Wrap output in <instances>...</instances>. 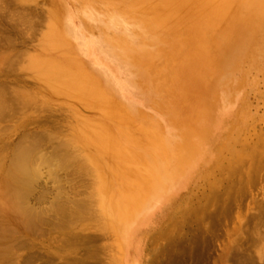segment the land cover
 <instances>
[{
    "label": "bare ground",
    "instance_id": "obj_1",
    "mask_svg": "<svg viewBox=\"0 0 264 264\" xmlns=\"http://www.w3.org/2000/svg\"><path fill=\"white\" fill-rule=\"evenodd\" d=\"M98 1L44 0L40 13L39 0H0L13 28L3 35V25L0 41L35 39L20 43L17 62L0 45V71L44 85L2 73L0 118L33 108L55 126L0 142V264H33L25 250L40 231L48 261L163 264L156 249L181 226L196 263L211 257L199 232L216 237L225 221L223 264L264 258V114L257 123L249 114L255 82L264 88V0ZM59 95L108 116L91 119L77 104L57 115ZM111 123L137 128L125 144ZM244 188L262 194L239 238Z\"/></svg>",
    "mask_w": 264,
    "mask_h": 264
},
{
    "label": "rangeland",
    "instance_id": "obj_2",
    "mask_svg": "<svg viewBox=\"0 0 264 264\" xmlns=\"http://www.w3.org/2000/svg\"><path fill=\"white\" fill-rule=\"evenodd\" d=\"M69 7H71L72 9H74L75 7V2L76 0H65ZM98 2H110V0H99ZM39 7L38 8V12L43 13V9L47 6V4L44 2V0H39L38 2ZM11 21L9 18H4L1 14H0V32L1 29L3 28V25H6V30L2 31V34L4 35L5 33H12L13 28L11 27ZM14 40L12 41V43L8 44L6 43L3 39H1L0 41V45H2V48L4 51H2V53L6 56H8L10 59L12 58L13 61L15 60L17 62V58L16 56L13 58V55L15 54L16 51H19V47L20 43L23 40H28L31 43H29L31 46L35 45V39L34 37L31 36L30 38V32H27L26 34V38H24L23 35H19V34H15L13 36ZM34 43V44H33ZM29 45V46H30ZM21 58H23L22 53L20 54ZM14 67V66H13ZM7 68V66H6ZM2 73H8V77L9 79H11V76H16L19 77L18 79H20L19 82H21L22 84H26V86H28V88H30L31 90L33 89L34 91L38 90V88H41L42 86H40L42 83L40 81L35 80L34 83H32V85H30L31 83H29L28 80H30V82H33L34 80L32 79H28L30 77H26V76H19L18 72L13 69L10 65H8V68L5 69V71H0V84L3 82V80H5V77L2 76ZM104 73L100 74V77H102V81L104 79L103 76ZM107 78L105 77V82L104 83H108L109 81H106ZM35 83H39L37 84V87L34 86ZM39 85V87H38ZM43 85V84H42ZM34 86V87H33ZM44 86V85H43ZM33 87V88H32ZM36 88V89H35ZM40 90V89H39ZM264 88H262L261 86H257V83L255 82V86L254 89L251 91L250 93V97H249V114H251L252 116H254L255 122L257 123L258 121H260L263 117L264 114ZM261 96V97H260ZM61 97V98H60ZM115 97L122 102L121 96L119 93H115ZM60 98V99H59ZM68 97L67 95H59L56 97V103H53V108L57 109L54 110L55 113H58L57 115H59V113H72L73 110L70 108L66 109L69 104L73 105V104H77L75 106L76 110L78 113H84L86 117H89L91 119H96V120H104L103 118L106 117L107 113H105L104 111L100 110L99 108H96V106H89L86 104L80 103V101H77L76 103V99ZM68 100V101H66ZM75 100V102H74ZM63 101V103H62ZM71 101V102H70ZM80 104H79V103ZM58 104V105H57ZM67 107H66V105ZM56 105V106H55ZM86 108H85V107ZM58 107V108H56ZM60 107V108H59ZM62 107V108H61ZM88 107V108H87ZM130 107V106H128ZM64 108V109H63ZM96 108V109H94ZM62 109V111H60ZM80 109V110H79ZM93 109V110H92ZM60 112H59V111ZM145 112L147 113H154L153 110H151L149 107H145L144 108ZM53 110H51V113ZM65 111V112H63ZM125 111L128 113H132L133 111L130 110L126 107ZM49 113V111H48ZM47 111L42 112L39 114L35 113L33 108H26L23 107L22 109H19L16 112H12L9 113L5 118H0V142L5 144V142H7L9 139L11 140H16L19 138V136H21V134H24L25 132H29V131H48L49 129H53L55 128L54 126V119L51 117L50 114H48ZM66 115V114H65ZM108 116V115H107ZM143 123V122H142ZM112 124V129L115 130L118 135H119V140L124 141V143L126 144V138L123 137V132L126 133L127 131H133L135 128H137V125L134 124H130V125H126V126H119L117 123L116 126ZM111 126V125H110ZM122 133V134H121ZM143 150V149H142ZM144 150H147V148H145ZM140 152H143L140 150ZM118 184L115 185V187H117ZM119 187V186H118ZM244 192H246L247 190L242 189L240 192L241 194ZM261 191V190H258ZM258 191H252V195L251 193L246 192L244 195L246 196L245 200L243 202H239L240 205V211H245L244 214L243 213H238L237 217L239 216V218L237 219V217H235L236 221L239 222L240 220V226H243L244 231L240 233L239 238H244L246 235V230H248L250 227L249 225H251V218L253 217V215L257 212V210H259V206H258V202L261 199V192ZM46 202H41V206L42 205H46ZM216 207L218 208V205H216ZM167 208V206L165 207ZM215 206L210 207L207 206L205 208V214H209L210 210H214ZM164 210H162L163 212ZM239 212V211H238ZM243 214V215H241ZM206 215V216H207ZM163 217V216H162ZM162 217H160V220L162 219ZM206 218V217H205ZM159 221V220H158ZM235 221V222H236ZM237 223V225H239ZM231 224L230 222H223L217 229H216V237H214L212 234H209V236L207 235L208 232L204 231L203 233L200 231L198 234V238L200 237V240L202 242H204V247H206V253L207 255H211V257H208L202 261H198V262H194L195 260L192 259H186L185 255L183 254L184 250L186 249V246L188 245V243L186 242L187 239L192 238L193 233L190 232V227L189 226H181L178 227L176 229V231L174 232V241H172V243L169 242H162L160 244V247H158L156 249L155 255H160V259L161 262L163 264H183L184 262H186L185 264H223V261L220 260V258H222V255L224 254L225 250H226V240L228 238V236L226 237L225 233H227V229L231 228ZM208 225V219L205 220V223L202 225L201 229H207L206 226ZM192 228V227H191ZM41 229L42 231L44 230V232H47L49 227L47 224H42L41 225ZM194 229V228H192ZM192 231V230H191ZM39 232V231H38ZM41 232V231H40ZM32 235L33 241L36 242V247L33 248H27L26 254L28 252L34 253L35 256L33 258V264H46L47 262L49 263H53L58 259H60L57 264L59 263H63L64 259L62 261V258H58V259H53L54 262L52 260L48 261V253H47V246H44L47 242L49 243V241L47 240V235ZM43 232V233H44ZM194 232H196L194 230ZM229 232V231H228ZM212 235V237L210 236ZM230 238V235H229ZM193 243L195 241H192ZM191 243V244H193ZM186 245V246H185ZM52 246V244H51ZM183 254V256H182ZM250 255L252 256V258L254 259V261L250 262L247 261V263L245 264H264V258H259L257 257V255H253V253H250ZM215 257V261H213L212 259ZM179 258H183L185 259V261L182 263L181 261H179ZM183 261V260H182ZM55 262V264H56ZM48 264V263H47ZM225 264V263H224ZM236 264H242V263H236Z\"/></svg>",
    "mask_w": 264,
    "mask_h": 264
}]
</instances>
